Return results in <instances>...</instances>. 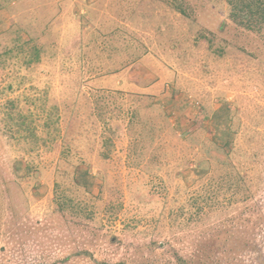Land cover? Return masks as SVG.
I'll return each instance as SVG.
<instances>
[{
	"label": "rangeland",
	"instance_id": "rangeland-1",
	"mask_svg": "<svg viewBox=\"0 0 264 264\" xmlns=\"http://www.w3.org/2000/svg\"><path fill=\"white\" fill-rule=\"evenodd\" d=\"M228 13L0 0V264H264V28Z\"/></svg>",
	"mask_w": 264,
	"mask_h": 264
},
{
	"label": "trees",
	"instance_id": "trees-1",
	"mask_svg": "<svg viewBox=\"0 0 264 264\" xmlns=\"http://www.w3.org/2000/svg\"><path fill=\"white\" fill-rule=\"evenodd\" d=\"M229 13L228 17L239 27H242L251 32H261L264 28V0H228ZM182 11V10H181ZM184 11V10H183ZM19 131V130H18ZM26 131V130H25ZM33 133L31 130H29ZM231 134H235V130H229ZM232 138L229 137L225 140V147L231 144ZM74 179L76 183L80 184L78 174L75 171ZM83 185L87 188L91 187L89 180L84 181ZM102 264H107L102 262ZM119 264H125L120 262ZM176 264H210L204 260H194L193 258H183L182 256L177 257Z\"/></svg>",
	"mask_w": 264,
	"mask_h": 264
}]
</instances>
